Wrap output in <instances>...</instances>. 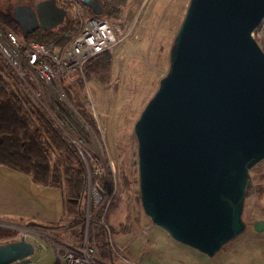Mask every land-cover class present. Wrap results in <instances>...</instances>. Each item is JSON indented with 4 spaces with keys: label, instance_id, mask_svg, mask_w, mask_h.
<instances>
[{
    "label": "water",
    "instance_id": "95a60500",
    "mask_svg": "<svg viewBox=\"0 0 264 264\" xmlns=\"http://www.w3.org/2000/svg\"><path fill=\"white\" fill-rule=\"evenodd\" d=\"M83 3L102 11L98 0ZM12 16L25 37L57 27L66 11L42 0ZM263 20L264 0H190L169 70L134 124L144 214L208 257L244 231L248 172L264 159V51L252 35ZM33 252L24 236L0 243V264Z\"/></svg>",
    "mask_w": 264,
    "mask_h": 264
},
{
    "label": "rangeland",
    "instance_id": "374dc122",
    "mask_svg": "<svg viewBox=\"0 0 264 264\" xmlns=\"http://www.w3.org/2000/svg\"><path fill=\"white\" fill-rule=\"evenodd\" d=\"M40 1L42 0H0V11L12 12L16 5L27 4L34 7ZM55 1L58 6L65 3L63 0ZM188 4L189 0H128L120 17L110 18L125 23L123 32L125 29L127 33L125 42L115 47L109 54L110 74L105 85H100L84 76L82 88L78 87L74 78L72 82L66 80L68 79L66 77H59L48 86H40L39 91L42 94V101L46 103L47 113L58 120L59 124H57L64 128L67 138L77 144V147L79 146L82 153L79 155L85 159L86 165L88 167L95 165L90 173L91 181L94 180L92 177L97 176L105 182L107 194L102 193L99 202L104 200L107 203L108 200V212H111L110 214L107 212L98 223H93L94 210L98 207L86 211L89 181L86 172L85 193L80 202L84 219L78 217V222H73L74 217L64 213L61 220L54 222L55 226L50 228L28 224L26 221L23 224L20 221L0 219V227L17 232L14 236L15 240H19L20 235L25 234L27 238H35L41 245L31 257L35 264H55V248L49 241L76 244L81 240V232L83 235L86 226L87 238L95 246L97 255L100 257V252H107L106 258H100L110 260L113 264H264V231L258 233L252 225L256 221L262 219L264 221L262 215L264 214V159L256 163V166L254 165L248 172L251 182L249 191L253 194L247 196L243 202L241 220L245 225L244 231L226 243L212 257L174 241L161 228L155 226L141 208L134 124L148 100L156 92L160 80L169 70L170 51ZM68 5L66 16L74 19L75 10L70 4ZM74 21L76 23V20ZM261 23L252 35L264 51V21ZM0 62L5 68L1 71L3 78L6 82L13 83L14 75L8 72L6 61L2 58ZM61 83L65 86L62 87ZM67 83L72 85L71 89L76 90L77 97L81 105L83 104L82 108L91 116L96 127L88 125L76 107L67 99L64 93ZM34 86L38 88L37 84ZM72 136L73 138H70ZM83 151L87 154H83ZM109 167L111 168L108 169ZM109 181H113L114 184L111 191L107 188ZM106 203L104 202L105 205ZM125 214L128 219L125 218ZM123 223L126 225L124 226ZM99 227L103 228L105 235L103 236L105 249L99 247L98 237L92 232L93 228L99 229Z\"/></svg>",
    "mask_w": 264,
    "mask_h": 264
},
{
    "label": "trees",
    "instance_id": "16d2710c",
    "mask_svg": "<svg viewBox=\"0 0 264 264\" xmlns=\"http://www.w3.org/2000/svg\"><path fill=\"white\" fill-rule=\"evenodd\" d=\"M127 1L128 0H108L101 3L102 13L107 17L110 16L109 18H116L122 14L127 5ZM67 6H69L68 3H62L60 5L65 11H67ZM0 26L4 29H10L11 31H14L16 35L22 37L20 28L13 19L12 12L0 11ZM77 30L78 22L76 21L75 23L74 19L67 15L63 22L57 27L50 30L39 28L33 33L23 37V39L27 37L26 39L28 41L63 47L68 44V41L70 40L68 34H72ZM26 39L24 41L28 42ZM98 60L99 61L96 60L90 62L86 66V68L89 67L87 68V71H84V76H86L87 79L95 80V82L99 84L101 83L100 85L103 83V85H105L110 74V56L104 55ZM2 70L3 66L0 64V138H2L0 139V165L28 176L34 184H39L48 188H60L61 190H59L62 193L65 213L74 217L73 222H78V217H83V211L80 207V199H83L82 196H84L86 187V166L83 160H81L82 158L79 155V151L73 143H68L70 140L65 136L63 130L57 126L55 120L52 117H49L48 113L45 112L39 102L34 98L32 91L29 90L21 80L18 79L17 81V78H14L13 80L14 85L6 82L1 74ZM8 70L12 73L10 67H8ZM86 72L88 73L89 78L87 77ZM76 76L77 74L75 76L71 75L67 80L70 81L74 78L78 87L82 88L84 82L83 78H81L79 74L77 77ZM69 85L70 84L66 86L64 91L67 99H69V101L76 107L83 120L91 127H95L89 114H87L82 108L81 101L74 92L76 90L73 88L71 89V85ZM22 97L25 102L21 100ZM90 167L91 165L88 168L90 173H92L93 167ZM92 178L96 180L101 188L105 189L106 186L103 180H101L102 178L100 179V177L97 176ZM112 186H114L113 181H109V183H107L108 191H111ZM95 208L97 209L94 210L95 214L93 223H98L103 214L105 204L101 203ZM90 209L94 208L89 207V211ZM52 224L35 225L50 228L55 226V223ZM93 231L94 236L98 237L99 247H106V245H103L104 240L102 230L100 228H93L92 232ZM14 232L15 231L10 229L0 227V243L16 241L14 239L16 232ZM105 247L103 248L105 249ZM104 252L101 253L102 256H104L103 258L108 256L107 252L105 254Z\"/></svg>",
    "mask_w": 264,
    "mask_h": 264
},
{
    "label": "built area",
    "instance_id": "2783aa9c",
    "mask_svg": "<svg viewBox=\"0 0 264 264\" xmlns=\"http://www.w3.org/2000/svg\"><path fill=\"white\" fill-rule=\"evenodd\" d=\"M65 2L75 10L74 20L78 22V30L75 34L68 35L70 40L63 47L33 41L25 42L23 37L0 26V55L11 68L14 78L21 80L32 91L34 98L45 111L46 106L39 91L41 85L48 86L59 77L69 78L73 74H79L84 79L86 66L99 57L112 53L115 47L125 42L127 33L125 29L123 32V22L113 21L103 13L94 15L83 0H65ZM35 84L38 88L34 86ZM53 119L55 120V117ZM55 122L57 124L58 120ZM59 127L63 130L61 126ZM63 132L65 133L64 130ZM70 142L76 146L73 141ZM77 149L82 155L78 147ZM86 172L89 176L87 191L89 206L96 207L106 202L104 200L99 202V199L102 193L107 194V192L96 180L91 183L88 166ZM107 203L101 218L108 212ZM22 236L33 245L34 251L41 247L35 238H27L25 234H21L20 238ZM81 237L76 244L49 241L55 248L56 264H113L110 260H103L97 255L95 246L87 238V226ZM31 257L32 255L11 264H35Z\"/></svg>",
    "mask_w": 264,
    "mask_h": 264
},
{
    "label": "crops",
    "instance_id": "0c3cea01",
    "mask_svg": "<svg viewBox=\"0 0 264 264\" xmlns=\"http://www.w3.org/2000/svg\"><path fill=\"white\" fill-rule=\"evenodd\" d=\"M104 2H99L101 8ZM63 211L59 189L34 184L28 176L0 165V219L47 225L59 221Z\"/></svg>",
    "mask_w": 264,
    "mask_h": 264
},
{
    "label": "bare ground",
    "instance_id": "6f19581e",
    "mask_svg": "<svg viewBox=\"0 0 264 264\" xmlns=\"http://www.w3.org/2000/svg\"><path fill=\"white\" fill-rule=\"evenodd\" d=\"M38 1V0H37ZM61 1V0H60ZM63 1H65V0H63ZM190 1V0H189ZM137 2V1H136ZM2 3V2H1ZM65 3H67V2H65ZM135 3V2H134ZM16 5V4H15ZM27 5V4H26ZM126 5V4H125ZM130 5V4H129ZM127 6V5H126ZM142 9V8H141ZM127 12V11H126ZM141 12V11H140ZM101 14V13H100ZM126 14V13H125ZM132 14V13H131ZM118 16V15H117ZM128 16V15H127ZM110 17V16H109ZM120 17V16H119ZM118 17V18H119ZM113 20V19H112ZM128 20V19H127ZM133 20V19H132ZM130 21V20H129ZM264 21V20H263ZM134 23V22H133ZM125 24V23H124ZM261 24H263V23H261ZM180 26V25H179ZM260 26V25H259ZM262 28V27H261ZM9 30V29H8ZM263 30V29H262ZM67 32V31H66ZM65 34V33H64ZM131 34V33H130ZM20 35V34H19ZM68 35H70V34H68ZM73 35V34H72ZM27 38V37H26ZM26 38H24V40L26 39ZM27 40V39H26ZM30 40V39H29ZM68 40V39H67ZM66 40V41H67ZM28 41V40H27ZM69 42V41H68ZM46 44V43H45ZM63 44V43H62ZM67 45V44H66ZM56 46V45H55ZM63 46V45H62ZM59 47V46H58ZM109 55V54H108ZM104 56V55H103ZM102 57V56H101ZM1 60V59H0ZM96 61V60H95ZM97 61H99L98 59H97ZM2 62V61H1ZM93 62V61H92ZM5 65H6V63H5ZM8 65V64H7ZM94 65V64H93ZM2 66H3V64H2ZM91 66H92V64H91ZM89 67V66H88ZM87 67V68H88ZM8 68V67H7ZM87 68H85L86 69V71H87ZM108 68V67H107ZM3 69H5L4 67H3ZM8 70V69H7ZM8 72H10L9 70H8ZM12 72V71H11ZM13 73V72H12ZM12 73H10V74H12ZM87 73V72H86ZM93 75V74H92ZM77 76H78V74H77ZM76 76V77H77ZM4 77H5V75H4ZM80 77V76H79ZM87 77H88V73H87ZM12 78V77H11ZM89 78V77H88ZM92 78H94V77H92ZM1 79V78H0ZM87 79V78H86ZM99 79V78H98ZM3 80V79H2ZM58 80V79H57ZM67 80V79H66ZM66 80H65V82H66ZM110 80V79H109ZM8 81V80H7ZM17 81H18V79H17ZM99 81H100V79H99ZM64 82V83H65ZM72 82H73V80H72ZM75 82V81H74ZM12 83V82H11ZM7 84V83H6ZM10 84V83H9ZM13 84V83H12ZM68 84V83H67ZM66 84V85H67ZM75 84V83H74ZM101 84V83H100ZM104 84V83H103ZM102 84V85H103ZM106 84V83H105ZM5 85V84H4ZM14 85V84H13ZM60 85V84H59ZM61 85H62V83H61ZM82 85V84H81ZM11 86V85H10ZM24 86V85H23ZM65 86V85H64ZM63 85H62V87H64ZM70 86V85H69ZM72 86V85H71ZM22 88V87H21ZM55 88H56V86H55ZM106 88V87H105ZM12 89V88H11ZM18 89V88H17ZM13 90V89H12ZM30 90V89H29ZM80 90V89H79ZM45 91V90H44ZM58 91V90H57ZM22 92H23V90H22ZM72 92V91H71ZM75 92V91H74ZM82 92V91H81ZM15 93V92H14ZM13 93V94H14ZM76 93V92H75ZM52 94H53V92H52ZM22 95V94H21ZM57 95V94H56ZM83 95V94H82ZM81 95V96H82ZM16 96V95H15ZM51 96V95H50ZM78 96V95H77ZM80 96V97H81ZM30 98V97H29ZM44 98V97H43ZM91 98V97H90ZM52 99V98H51ZM79 99V98H78ZM18 100H20V99H18ZM21 100L23 101V102H25V100L23 99V97L21 98ZM20 100V101H21ZM88 101V100H87ZM65 102V101H64ZM80 102V101H79ZM109 102V101H108ZM21 103V102H20ZM84 103H86L85 101H84ZM110 103V102H109ZM46 104V103H45ZM68 104V103H67ZM88 104V103H87ZM83 105V104H82ZM110 105V104H109ZM25 106V105H24ZM38 106V105H37ZM72 108V107H71ZM109 108V107H108ZM98 109V108H97ZM49 110H50V108H49ZM53 110V109H52ZM73 110V109H72ZM108 110V109H107ZM43 111V110H42ZM69 111V110H68ZM85 111V110H84ZM46 112V111H45ZM43 113H44V111H43ZM65 113V112H64ZM45 114V113H44ZM59 114V113H58ZM77 114V113H76ZM94 114V113H93ZM92 114V115H93ZM49 115V114H48ZM65 115V114H64ZM49 117H51L50 115H49ZM66 118V117H65ZM90 118H91V116H90ZM67 119V118H66ZM69 119V118H68ZM81 119V118H80ZM48 120V119H47ZM52 120V119H51ZM53 121V120H52ZM68 121V120H67ZM92 121H93V119H92ZM71 122V121H70ZM84 124V123H83ZM62 125V124H61ZM67 125V124H66ZM95 125V124H94ZM51 126H53V125H51ZM58 126V125H57ZM66 127V126H65ZM73 127V126H72ZM95 127H96V125H95ZM64 129V128H63ZM103 129V128H102ZM86 130V129H85ZM70 131V130H69ZM73 132V131H72ZM71 132V133H72ZM85 132V131H84ZM93 132V131H92ZM91 133V132H90ZM99 133V132H98ZM97 133V134H98ZM104 134V133H103ZM62 135V134H61ZM99 135V134H98ZM44 136V135H43ZM66 136V135H65ZM77 136V135H76ZM45 138V137H44ZM70 138H73V136L72 137H70ZM0 139H2V138H0ZM65 139V138H64ZM78 140H79V138H78ZM2 141V140H1ZM67 141V140H66ZM69 141V140H68ZM72 141V140H71ZM68 143H71V142H68ZM72 145V144H71ZM77 145V144H76ZM80 145V144H79ZM72 146H74V145H72ZM75 148V147H74ZM78 148H79V146H78ZM137 149V148H136ZM76 150V149H75ZM87 150V149H86ZM77 151V150H76ZM89 151V150H88ZM78 152V151H77ZM55 153H57V152H55ZM84 153H86L85 151H83V154ZM59 154V153H58ZM87 154V153H86ZM137 156V155H136ZM89 157V156H88ZM137 158V157H136ZM91 159V158H90ZM82 160V159H81ZM92 160V159H91ZM137 161V160H136ZM89 162H90V160H89ZM4 163V162H3ZM96 163V162H95ZM61 165V164H60ZM99 165V164H98ZM10 166H12V165H10ZM93 166V165H92ZM95 166V165H94ZM93 166V167H94ZM107 166V165H106ZM256 166V165H255ZM103 167V166H102ZM91 168V167H90ZM111 167H109L108 169H110ZM19 169V168H18ZM97 169V168H96ZM101 169V168H100ZM103 169V168H102ZM104 170V169H103ZM117 170V169H116ZM86 172V171H85ZM111 172V171H110ZM138 172V171H137ZM28 173V172H27ZM94 173V172H93ZM116 173V172H115ZM124 173V172H123ZM98 174V173H97ZM105 174V173H104ZM127 174V173H126ZM115 175V174H114ZM88 176V175H87ZM123 177H124V175H123ZM126 177V176H125ZM124 177V178H125ZM112 178V177H111ZM127 178V177H126ZM120 179V178H119ZM138 180V179H137ZM92 182V181H91ZM61 183V182H60ZM93 183V182H92ZM105 183V182H104ZM129 183V182H128ZM131 183V182H130ZM63 184V183H62ZM250 184H251V182H250ZM101 185V184H100ZM254 185V184H253ZM86 186V185H85ZM259 186V185H258ZM130 188V187H129ZM128 187H127V189H129ZM255 188V187H254ZM60 189V188H59ZM65 189V188H64ZM61 190V189H60ZM59 190V191H60ZM62 190H63V188H62ZM262 190V189H261ZM260 190V192H262ZM128 192V191H127ZM110 194V193H109ZM253 194V193H252ZM256 194H258V193H256ZM83 195V194H82ZM105 195V194H104ZM82 197H84V196H82ZM81 197V198H82ZM249 197V196H248ZM136 198H137V194H136ZM104 199V198H103ZM102 199V200H103ZM111 199H114V198H111ZM64 200H65V197H64ZM81 200V199H80ZM139 200H140V198H139ZM64 202V201H63ZM106 203V202H105ZM70 206V205H69ZM87 206V205H86ZM127 206H128V203H127ZM93 207V206H92ZM129 207V206H128ZM94 208V207H93ZM95 209V208H94ZM71 211V210H70ZM63 212H65V211H63ZM72 212V211H71ZM74 212V211H73ZM77 212V211H76ZM111 212V211H110ZM110 212H108V214H110ZM75 213V212H74ZM73 214V213H72ZM67 215V214H66ZM77 216H79L78 214H76ZM85 215H87V214H85ZM262 215H264V214H262ZM60 216H61V214H60ZM77 216H76V218H77ZM98 216V215H97ZM125 216V218L127 217V215L125 214L124 215ZM93 217V216H92ZM102 217V216H101ZM262 217V216H261ZM72 218V217H71ZM75 218V219H76ZM129 218V217H128ZM128 218H126V219H128ZM82 219V218H81ZM83 219H84V216H83ZM63 220V219H62ZM88 220V219H87ZM132 220V219H131ZM263 220V219H262ZM66 221H67V219H66ZM71 221V220H70ZM21 222H23V221H21ZM122 222V221H121ZM137 222H138V220H137ZM3 223H5V222H3ZM25 222H23V224H24ZM27 223V222H26ZM31 223V222H30ZM97 223V222H96ZM103 223V222H102ZM106 223H107V221H106ZM28 224H29V221H28ZM45 224H47V223H45ZM130 224H131V222H130ZM16 225V224H15ZM18 225V224H17ZM53 225V224H52ZM62 224H60V226H61ZM77 225H78V223H77ZM89 225V224H88ZM110 225V224H109ZM123 225L125 226L126 224H124L123 223ZM122 225V226H123ZM133 225V224H132ZM253 225V224H252ZM2 226H5V225H2ZM25 226V225H24ZM76 226V225H75ZM79 226V225H78ZM23 227V226H22ZM30 227V226H29ZM80 227V226H79ZM78 227V228H79ZM96 227H98V226H96ZM111 227V226H110ZM113 227V226H112ZM121 227V226H120ZM130 227V226H129ZM134 227V226H133ZM47 228V227H46ZM71 228V227H70ZM74 228H76V227H74ZM100 228V227H99ZM122 228V227H121ZM252 228V227H251ZM64 229V228H63ZM101 229V228H100ZM103 229V228H102ZM101 229V230H102ZM113 229V228H112ZM116 230L117 229H119V228H115ZM23 230V229H22ZM29 230V229H28ZM37 230H39V229H37ZM69 230V229H68ZM253 230V229H252ZM97 231V230H96ZM119 231H121V229H119ZM147 231V230H146ZM27 232V231H26ZM66 232V231H65ZM81 232V231H80ZM94 232V231H93ZM103 232V231H102ZM107 232V231H106ZM117 232V231H116ZM15 233V232H14ZM17 233V232H16ZM91 233V232H90ZM32 234H34V233H32ZM123 234H125V232H123ZM144 234V233H143ZM15 235V234H14ZM135 235V234H134ZM145 235V234H144ZM39 236V235H38ZM67 236H68V234H67ZM66 236V237H67ZM81 236H82V232H81ZM80 236V237H81ZM90 236V235H89ZM103 236H105L104 234H103ZM29 237V236H28ZM10 238V237H9ZM30 238V237H29ZM91 238V237H90ZM109 238V237H108ZM5 239V238H4ZM44 240H45V238H43ZM95 239H97V238H95ZM111 239V238H110ZM10 240V239H9ZM12 240H13V238H12ZM17 240V239H16ZM104 240V239H103ZM46 241V240H45ZM102 241V240H101ZM4 242H5V240H4ZM6 242H7V240H6ZM73 242V241H72ZM104 242V241H103ZM109 242V241H108ZM90 243V242H89ZM98 244V243H97ZM115 244V243H114ZM52 245V244H51ZM103 245H106V243L104 244L103 243ZM41 246V245H40ZM53 246V245H52ZM108 246V245H107ZM103 247H105V246H102V248ZM54 248V247H53ZM122 248H124V247H122ZM104 249V248H103ZM55 250V249H54ZM101 250V249H100ZM99 250V251H100ZM111 251V250H110ZM35 253V252H34ZM100 253H102V252H100ZM106 252H104V254H105ZM113 255V254H112ZM118 255V254H117ZM100 257H104V256H102V254H101V256ZM106 258V257H105ZM107 260V259H106ZM108 261V260H107ZM125 261V260H124ZM36 263V262H35ZM56 263V262H55ZM129 263V262H128ZM122 264V263H121Z\"/></svg>",
    "mask_w": 264,
    "mask_h": 264
}]
</instances>
